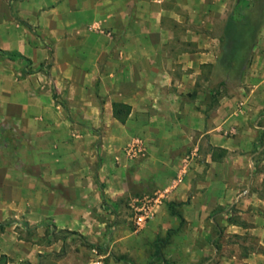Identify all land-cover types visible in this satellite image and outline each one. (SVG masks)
Here are the masks:
<instances>
[{"label": "rangeland", "instance_id": "obj_1", "mask_svg": "<svg viewBox=\"0 0 264 264\" xmlns=\"http://www.w3.org/2000/svg\"><path fill=\"white\" fill-rule=\"evenodd\" d=\"M247 1L225 6L222 15L238 19L246 10L254 36L251 41L256 43L258 31L264 28V0ZM46 4L47 0H0V51L21 56L10 60L0 54V157L10 173L30 178L35 209L44 203L49 208L60 204L61 221L48 230L61 240L58 252L78 253L76 262L81 263L94 253L109 252L129 264H218V256L236 249L234 245L264 251V244H258L264 242V229L238 239L231 234L234 228L222 224L218 236L210 223L185 228L182 221L176 226L173 213L179 214L188 203L193 187L185 202L171 201L183 179L178 177L185 163L181 158L198 157L207 149L196 144L199 119L238 85H246L248 74L242 67L253 56L249 45L231 56L225 37L218 36L215 61L195 74V81L181 94V106L188 105L184 110L190 111L162 117L145 111L120 125L109 111L110 102L116 101L110 96L119 89L107 82L109 55L95 68H81L79 56L94 60L100 53L83 50L80 54L78 37L63 34L55 25V15L40 16L47 10L39 7ZM103 34L89 38L90 43L99 49L119 44V37ZM173 118L186 127H174ZM135 139L140 151L127 154V145ZM190 168L194 175H188L189 179L201 176L195 165ZM176 178L180 180L175 184ZM247 181L237 186L238 193ZM255 181L250 188L263 197L264 187ZM168 202L172 203L169 208ZM234 204L218 222L224 216L228 221L252 220L251 209L237 210ZM43 217L26 229L15 226L16 234L29 242L32 238V244L50 242L43 228L52 221ZM204 237L215 238L219 249L213 259L195 261L196 250L189 246L201 248ZM0 264L15 263L1 256Z\"/></svg>", "mask_w": 264, "mask_h": 264}, {"label": "crops", "instance_id": "obj_2", "mask_svg": "<svg viewBox=\"0 0 264 264\" xmlns=\"http://www.w3.org/2000/svg\"><path fill=\"white\" fill-rule=\"evenodd\" d=\"M246 1L47 0L46 7L41 5L39 9L47 10H43L41 17L50 19L55 15V25L63 34L78 37L80 54L83 50L101 54L94 60L79 56L81 68H95L101 58L109 55L105 59L111 67L107 82L115 86V90L119 86L118 92L110 98L130 107L127 118L145 111L162 117L166 113L176 116L190 111L184 110L188 105L181 106V94L195 81V74L213 64L217 57L216 42L220 34L225 35V23L229 19L222 15L223 8ZM241 12L247 15L246 10ZM103 33L119 37V44H107L99 49L90 43L89 38L104 36ZM257 35L256 43L249 45L252 59L242 67V72L248 74L246 85H238L230 96L221 98L205 117L199 119L196 144L199 143L200 148L205 146V153L181 158L185 163L178 177L181 175L183 179L180 190L173 191L171 201L185 202L193 187L188 203L182 205L179 213L185 228L208 227L209 223L214 227L208 214L220 207L226 211L235 203L237 210L251 209L252 220L228 222V217L224 216L225 221L218 222V215L214 222L216 227L234 228L231 234L238 239L246 234L254 236V232L264 229V193L262 197L256 189L250 188L253 180L264 187V123H255L264 120V28ZM113 102L109 104L110 112ZM173 119L176 122L174 127H186V123ZM227 133L232 135L227 136ZM193 165L201 176L189 179L188 175H194L193 168H190ZM56 178H62V175ZM247 179L244 191L238 193L237 186ZM179 180L176 178L173 182L176 184ZM31 187L27 175L10 173L0 157V258L4 256L15 264H43L45 261L46 264H129L109 252L94 253L82 263L76 262L80 256L78 253L58 252L61 240L49 235L48 230L61 221L59 213L64 211L57 202L51 208L44 203L39 205L40 210L35 209L36 203L30 198ZM245 193L249 195L244 196ZM242 195L244 197L240 199ZM39 214L52 221L51 226L43 228L47 240H51L46 244H32V238L29 242L18 236V229H14L15 226L31 227L38 219L44 218ZM173 222L179 225L177 217ZM84 236L80 234L81 238ZM204 238L201 248L189 246L196 250L195 261L213 259L214 252L219 249L217 243V249L211 244V240L216 242L215 238ZM192 240L187 239V242L192 244ZM258 244L264 242L260 240ZM234 247L236 249L227 255L218 256V264H264L262 249ZM188 260L193 261L192 258Z\"/></svg>", "mask_w": 264, "mask_h": 264}, {"label": "trees", "instance_id": "obj_3", "mask_svg": "<svg viewBox=\"0 0 264 264\" xmlns=\"http://www.w3.org/2000/svg\"><path fill=\"white\" fill-rule=\"evenodd\" d=\"M240 18L235 19L233 17H229L227 22L225 23V39H226V45L228 52L231 53V56L238 53L239 48L244 47L245 44L251 45L253 44L251 41V38L253 36L252 30H251V23L248 17L246 15H240ZM254 37V36H253ZM0 54L6 56L10 60H15L16 58H20L21 56L18 53H9V52H2L0 51ZM130 107L126 104L119 103V102H113L111 103V116L114 120H116L118 123L123 124L129 114ZM264 134V132H263ZM224 152V151H223ZM166 206L169 208L172 206L171 202L166 203ZM225 211L223 208H217L216 211H214L210 218L212 219L213 226L216 230V236L220 235L221 230L216 227L215 218L218 215L224 214ZM174 216H176L179 219V223L182 222V218L179 214L173 213ZM228 221V219H226ZM230 222V221H228ZM211 244L214 248H216V242L214 240H211ZM262 253L264 254V251L262 250ZM163 261V260H162Z\"/></svg>", "mask_w": 264, "mask_h": 264}, {"label": "built area", "instance_id": "obj_4", "mask_svg": "<svg viewBox=\"0 0 264 264\" xmlns=\"http://www.w3.org/2000/svg\"><path fill=\"white\" fill-rule=\"evenodd\" d=\"M139 142L137 139L133 140L130 144L127 145V148H126V153L129 154V153H136V152H139Z\"/></svg>", "mask_w": 264, "mask_h": 264}]
</instances>
